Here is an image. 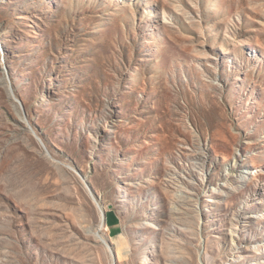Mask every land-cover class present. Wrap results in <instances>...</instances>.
<instances>
[{
    "label": "rangeland",
    "instance_id": "obj_1",
    "mask_svg": "<svg viewBox=\"0 0 264 264\" xmlns=\"http://www.w3.org/2000/svg\"><path fill=\"white\" fill-rule=\"evenodd\" d=\"M0 264H264V0H0Z\"/></svg>",
    "mask_w": 264,
    "mask_h": 264
},
{
    "label": "crops",
    "instance_id": "obj_2",
    "mask_svg": "<svg viewBox=\"0 0 264 264\" xmlns=\"http://www.w3.org/2000/svg\"><path fill=\"white\" fill-rule=\"evenodd\" d=\"M112 228L113 229H111V230H113V232H115V233L118 232L120 230L119 223L115 222V220H114V224H113Z\"/></svg>",
    "mask_w": 264,
    "mask_h": 264
},
{
    "label": "water",
    "instance_id": "obj_3",
    "mask_svg": "<svg viewBox=\"0 0 264 264\" xmlns=\"http://www.w3.org/2000/svg\"><path fill=\"white\" fill-rule=\"evenodd\" d=\"M103 216H104V221L107 222V213H106V211L103 213Z\"/></svg>",
    "mask_w": 264,
    "mask_h": 264
},
{
    "label": "trees",
    "instance_id": "obj_4",
    "mask_svg": "<svg viewBox=\"0 0 264 264\" xmlns=\"http://www.w3.org/2000/svg\"><path fill=\"white\" fill-rule=\"evenodd\" d=\"M108 214H109V213L107 212V220H108ZM107 224H108V222H107Z\"/></svg>",
    "mask_w": 264,
    "mask_h": 264
}]
</instances>
